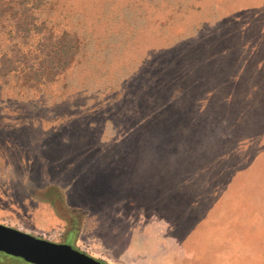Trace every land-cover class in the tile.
<instances>
[{
  "label": "rangeland",
  "instance_id": "1",
  "mask_svg": "<svg viewBox=\"0 0 264 264\" xmlns=\"http://www.w3.org/2000/svg\"><path fill=\"white\" fill-rule=\"evenodd\" d=\"M25 1L84 48L50 84L0 76V224L105 264H141V251L167 264L118 218L187 246L214 197L248 213L254 182L264 213V0ZM5 24L0 55L15 36ZM100 212L118 216L98 229ZM0 264L27 263L0 253Z\"/></svg>",
  "mask_w": 264,
  "mask_h": 264
},
{
  "label": "trees",
  "instance_id": "2",
  "mask_svg": "<svg viewBox=\"0 0 264 264\" xmlns=\"http://www.w3.org/2000/svg\"><path fill=\"white\" fill-rule=\"evenodd\" d=\"M25 0H0V20H5L6 24L4 26L11 25L10 32L14 33L12 36L9 49L3 51L0 55V76H5L7 74L19 75V79L22 84L28 85V83L34 82V85H46L56 81L63 73L68 69L73 67L74 64L83 55V43L82 39L78 36L71 34L70 32L62 31L57 33L53 31L50 27L46 26L44 20H41V24H37L35 21L40 20L38 15L32 14L30 9H27L25 5ZM25 23L24 27H20ZM1 26V25H0ZM22 29V30H21ZM28 42V45L24 48L23 45ZM22 60H18V58ZM15 58H17L16 66L9 68L5 67L6 63L11 65L15 64ZM32 86V84H30ZM255 183V182H254ZM167 186V184H165ZM143 187V186H142ZM144 195H149L150 191L145 187L141 190ZM140 192V190H139ZM249 196V211L248 216L253 218H263L258 224L249 226H254V230H247L248 235H264V213L263 210L259 209L257 203L256 193H250ZM229 198L231 194L227 196L214 197L211 201V206H213V213L216 215L218 210L217 205L219 203H229ZM256 206L258 208L257 212L253 211L250 206ZM248 206V205H246ZM247 209V208H246ZM254 209V208H253ZM201 224L204 222H200ZM199 223V224H200ZM204 226L198 227L193 232H201ZM192 232V233H193ZM246 232V231H245ZM250 245L254 249L250 251L247 250L237 253L234 241L222 240L212 242L207 244L206 248L209 253L217 255L216 257H207L208 260L219 261L221 259H227V257L234 256L238 263L241 264H264V243L261 246V239L250 238ZM247 239V240H249ZM246 243V242H245ZM246 243V244H249ZM245 244V245H246ZM250 249V248H249ZM223 253L224 257L219 255ZM239 258V259H238Z\"/></svg>",
  "mask_w": 264,
  "mask_h": 264
},
{
  "label": "crops",
  "instance_id": "3",
  "mask_svg": "<svg viewBox=\"0 0 264 264\" xmlns=\"http://www.w3.org/2000/svg\"><path fill=\"white\" fill-rule=\"evenodd\" d=\"M246 186H248L247 190L250 193L256 192L255 183H250ZM229 187L232 186L227 185L226 192L232 191L229 190ZM231 197L233 199L229 198V203L223 202L217 205L218 210L215 212L216 215L212 214V216H210L211 219H209L207 223L209 225L203 227L202 229L204 230L201 232H193L190 243L187 246L180 244L174 237L167 236V234L164 233L165 231L160 232L159 227L152 224L151 221H141L144 218H131L126 216L125 218H118V221L126 220V223H129L130 226L132 225L131 229L136 232L138 239H142L144 249L148 250L149 254L154 258H163L167 264H221L224 259L219 261L207 259V257L217 256L208 252L206 248L207 244L209 245V243L211 244L216 240L220 242H222V240H247L249 237L264 239V235L251 236L248 235L247 232L249 229H255L253 228L254 226H249V223H251V225L258 224L259 222H263L260 221V219L262 220L263 218L258 219L249 217L246 210L247 206L242 205L241 198H236L234 195H231ZM230 207H232V210ZM106 215V213L101 212L96 214L95 220H97L98 229L102 227V224H106L105 221L109 220L111 215L115 217L118 216L117 213ZM88 219L92 220L93 217L89 216ZM118 231L120 230L118 229ZM139 241L141 243V240ZM235 246H237L235 248L237 253L242 252L238 249V243H235ZM244 253L246 252L244 251ZM219 256L224 257V254L221 253ZM144 258L145 254L143 251L134 257V259H136L135 261H139L138 263L141 264H145Z\"/></svg>",
  "mask_w": 264,
  "mask_h": 264
},
{
  "label": "water",
  "instance_id": "4",
  "mask_svg": "<svg viewBox=\"0 0 264 264\" xmlns=\"http://www.w3.org/2000/svg\"><path fill=\"white\" fill-rule=\"evenodd\" d=\"M0 253L27 264H105L74 250L0 224Z\"/></svg>",
  "mask_w": 264,
  "mask_h": 264
}]
</instances>
